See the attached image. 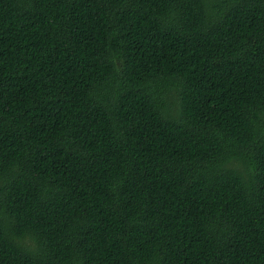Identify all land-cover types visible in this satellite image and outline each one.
Here are the masks:
<instances>
[{
    "label": "trees",
    "instance_id": "trees-1",
    "mask_svg": "<svg viewBox=\"0 0 264 264\" xmlns=\"http://www.w3.org/2000/svg\"><path fill=\"white\" fill-rule=\"evenodd\" d=\"M0 264H264V0H0Z\"/></svg>",
    "mask_w": 264,
    "mask_h": 264
}]
</instances>
